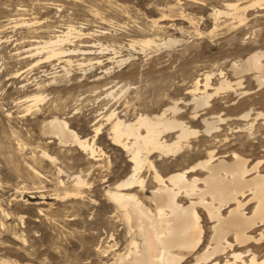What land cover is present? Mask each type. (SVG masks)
Listing matches in <instances>:
<instances>
[{"label": "rangeland", "instance_id": "374dc122", "mask_svg": "<svg viewBox=\"0 0 264 264\" xmlns=\"http://www.w3.org/2000/svg\"><path fill=\"white\" fill-rule=\"evenodd\" d=\"M253 1L0 0V264H116L128 250L125 217L107 195L132 172L127 151L112 143L117 117L129 122L166 110L198 131L178 152L148 155L163 176L209 151L227 160L232 151L249 161L264 157V82L231 67L264 50V1L248 6ZM215 10L229 13L215 17ZM67 32L68 56L36 53ZM207 75L209 93L223 79L232 87L196 106ZM53 116L94 139L95 158L44 135V120ZM219 116L207 132L205 119ZM177 132L161 138L174 142ZM140 170L142 192L151 195L154 170L147 163ZM78 177L85 184L74 195ZM202 212L207 243L211 223Z\"/></svg>", "mask_w": 264, "mask_h": 264}, {"label": "bare ground", "instance_id": "6f19581e", "mask_svg": "<svg viewBox=\"0 0 264 264\" xmlns=\"http://www.w3.org/2000/svg\"><path fill=\"white\" fill-rule=\"evenodd\" d=\"M260 1L254 0L248 6L260 4ZM229 6L235 13L241 9L237 3ZM228 13L215 10L214 16ZM69 33L58 34L43 42L36 53L46 51L45 60L68 56L71 50H66L62 44ZM231 67L236 74L251 71L255 80L263 83L264 50L253 52ZM209 79L210 75H207L201 94L192 99L196 106L207 105L213 94L231 88L233 84L223 79L209 93ZM236 84L240 85L241 80H237ZM200 85L201 79H197L191 93L200 91ZM42 99L40 95L33 97L37 103ZM171 109L177 111L176 106ZM165 111L152 117L139 115L129 122L117 117L112 123V143L127 151L132 163L130 176L107 192L110 201L125 217L129 230V248L124 254L119 253L116 264H181L193 254L192 264H264V157L249 161L248 157L232 151L231 159L227 160V154L209 151L206 158L188 168L163 176L148 155L154 151L175 153L183 146L182 141L198 132L176 117L165 116ZM259 115L264 118V114ZM65 119L53 116L44 120L42 133L57 137L60 144L79 145L89 152L91 158H95L94 139L90 143L87 137H80ZM216 121L220 122L222 118L205 119L207 132L216 127ZM99 130L98 127L96 135ZM170 130H177L178 136L174 142L167 143L162 140L161 134ZM145 163L154 170L156 186L151 195L142 192L145 184L138 175ZM84 184L85 181L78 177V190L74 195L81 194L79 188ZM136 189V192L132 191ZM200 211L211 223L207 243L206 229L202 224L204 215ZM224 253L228 258L221 259Z\"/></svg>", "mask_w": 264, "mask_h": 264}]
</instances>
